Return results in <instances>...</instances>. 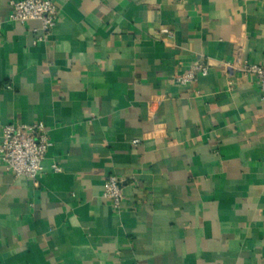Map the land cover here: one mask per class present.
Returning <instances> with one entry per match:
<instances>
[{"label": "crops", "instance_id": "0c3cea01", "mask_svg": "<svg viewBox=\"0 0 264 264\" xmlns=\"http://www.w3.org/2000/svg\"><path fill=\"white\" fill-rule=\"evenodd\" d=\"M10 1L0 144L37 122L53 144L38 185L0 156V264H264V100L241 70L264 67V0H53L36 44ZM197 61L208 73L178 84Z\"/></svg>", "mask_w": 264, "mask_h": 264}, {"label": "built area", "instance_id": "2783aa9c", "mask_svg": "<svg viewBox=\"0 0 264 264\" xmlns=\"http://www.w3.org/2000/svg\"><path fill=\"white\" fill-rule=\"evenodd\" d=\"M9 21L26 24L30 21H39L40 27L34 28L37 34L34 43L47 39L57 24L59 9L53 0H11ZM160 33L172 37L174 34L168 28L160 29ZM229 65V64H228ZM209 64L195 62L191 69L175 77L178 84L186 86L197 81L200 74L206 75ZM245 74L254 75L260 86L264 100V67L249 62L241 66ZM53 142L50 132L43 122L33 124L7 123L2 128L0 156L5 169L14 176H24L38 185V177L44 170V160ZM52 170L61 172L58 163L52 164ZM103 197L110 201L118 211L125 200L123 182L116 175H110L106 182Z\"/></svg>", "mask_w": 264, "mask_h": 264}]
</instances>
